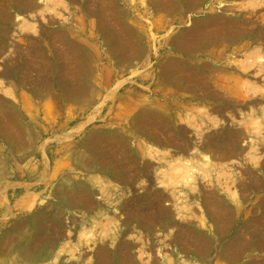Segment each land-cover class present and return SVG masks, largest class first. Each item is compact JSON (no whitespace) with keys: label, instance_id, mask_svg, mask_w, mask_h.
Wrapping results in <instances>:
<instances>
[{"label":"rangeland","instance_id":"obj_1","mask_svg":"<svg viewBox=\"0 0 264 264\" xmlns=\"http://www.w3.org/2000/svg\"><path fill=\"white\" fill-rule=\"evenodd\" d=\"M1 124L0 264H264V0H0Z\"/></svg>","mask_w":264,"mask_h":264},{"label":"bare ground","instance_id":"obj_2","mask_svg":"<svg viewBox=\"0 0 264 264\" xmlns=\"http://www.w3.org/2000/svg\"><path fill=\"white\" fill-rule=\"evenodd\" d=\"M198 1V0H197ZM192 3V2H191ZM195 3V2H194ZM215 27V26H214ZM199 29L200 30H202V31H199ZM215 29H216V27H215ZM218 29V28H217ZM206 30H208V25H201V26H198L195 30H194V32H191V33H189V36L188 37H184V40L185 41H183V42H181V43H179V44H177V48L178 49H180V50H186V51H189L192 47H193V42L194 41H196L197 39H207V38H209V41L210 42H213V40H211V38H212V35L213 34H207L205 31ZM219 31H221V30H219ZM217 32V31H216ZM234 32H236V31H234ZM229 35H231V34H229ZM231 36H235L234 34H232ZM219 37V36H218ZM221 37V36H220ZM179 39V38H178ZM182 39V38H181ZM181 39H179V41L181 40ZM179 41H177V43L179 42ZM262 113V112H261ZM162 125V124H161ZM2 126V124L0 125V127ZM170 135V134H169ZM154 139V138H153ZM207 140H208V138H207ZM210 140V139H209ZM166 141H167V139H166ZM170 141V140H169ZM174 141V140H173ZM175 142V141H174ZM173 142V143H174ZM185 142V141H184ZM209 142V141H208ZM161 143V142H160ZM163 143V142H162ZM167 143H168V141H167ZM185 144V143H184ZM206 144H208V143H206ZM211 144H214V142L213 141H211ZM191 145V144H190ZM187 146V145H186ZM205 146V145H204ZM207 146V145H206ZM179 147V146H178ZM212 147H214V146H212V145H209V146H207V148L208 149H210V148H212ZM216 147V146H215ZM206 148V147H205ZM206 148V149H207ZM187 149V148H186ZM208 151V150H207ZM209 155V154H208ZM164 157V156H163ZM206 157V156H205ZM206 161H207V163H206V167H211V164H210V162H209V158H207L206 157ZM188 162V161H187ZM189 163V162H188ZM183 164V163H182ZM184 164H186V163H184ZM99 165V164H98ZM172 165V164H171ZM204 166V168H206ZM184 167V166H183ZM185 167H187V166H185ZM184 167V168H185ZM191 167V166H190ZM175 168V167H174ZM179 169H180V171H179ZM181 170H182V168H177V170L176 171H178V172H176L175 170V172H176V174L178 173L179 174V172H181ZM188 170V169H187ZM171 171V170H170ZM184 171H186V170H184ZM171 173H172V171H171ZM186 173H188V171L186 172ZM185 175V174H184ZM169 179V178H168ZM105 180V179H104ZM98 181V180H97ZM174 183V182H173ZM85 191V190H84ZM72 199V198H71ZM159 199V198H158ZM157 199V200H158ZM83 200L87 203V204H89L88 202L90 201H88V199L87 198H83ZM141 200V199H140ZM140 200H136L135 201V203H133V204H130V210H131V214L129 215V216H132V217H134V218H138L140 221V224H142V226L143 225H152V224H155V223H161L162 221H164L166 218H167V215L165 214L166 212L164 211H158V213H156V211H152V209H151V207H148V208H144V207H142V206H146V204L144 205V203L145 202H143V200H142V203H141V201ZM76 202V201H75ZM83 202V201H82ZM81 204V203H80ZM79 204V205H80ZM154 204H156L155 202H154ZM83 206H84V203L82 204ZM91 204H89V206H90ZM139 205H141V206H139ZM88 206V205H87ZM125 206V205H124ZM127 206V205H126ZM125 206V207H126ZM90 207H92V206H90ZM128 207V206H127ZM89 208V207H88ZM125 209V208H124ZM123 209V210H124ZM121 211V210H120ZM151 211V212H150ZM56 212V211H55ZM60 213H61V211H60ZM59 212L57 213L56 212V215L57 214H60ZM222 214H226L225 216H228V214L225 212V213H222ZM166 215V216H165ZM215 215V214H214ZM60 216V215H59ZM216 218L218 219V217L220 216V218H222V219H224L225 218V216L223 217V215H221V213H217L216 214ZM57 219H58V217H57ZM132 219V218H131ZM226 219V218H225ZM218 221V220H217ZM224 221L225 220H222V223H224ZM163 223V222H162ZM60 225H58V223H56V224H54V225H52V227L54 228V227H57V229H56V233H59V232H61V230H60V228L61 227H59ZM62 226V225H61ZM46 228V227H45ZM51 229V228H50ZM64 229V228H63ZM62 229V230H63ZM146 229H147V227H146ZM55 233V232H54ZM84 233V232H83ZM83 235V234H82ZM56 237H57V235H56ZM60 237H61V235H60ZM190 238H192V237H189V240H191ZM56 239V238H55ZM186 240V239H185ZM55 241V240H54ZM52 238H50V237H46V240H45V248H47L49 245H51L52 244ZM197 243V242H196ZM202 245V244H201ZM53 246V245H52ZM50 247V246H49ZM50 249V248H49ZM26 253H27V255H28V257L30 258V251L28 250V251H26ZM28 259V258H27ZM127 260V259H126Z\"/></svg>","mask_w":264,"mask_h":264}]
</instances>
